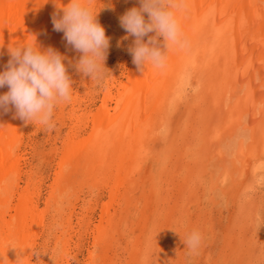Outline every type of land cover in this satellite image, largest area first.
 Returning a JSON list of instances; mask_svg holds the SVG:
<instances>
[{"label":"rangeland","instance_id":"1","mask_svg":"<svg viewBox=\"0 0 264 264\" xmlns=\"http://www.w3.org/2000/svg\"><path fill=\"white\" fill-rule=\"evenodd\" d=\"M139 6V0H96L97 19L110 40L105 75L99 80L84 76L75 67L82 53L74 48L66 52L64 56L69 54L65 57L68 61L64 63H67L73 82L70 101L55 109L53 127L34 124L33 130L30 127L19 141V154L14 160L22 167L21 173L18 172L19 191L23 193L25 205H36L35 215L40 225L34 237L31 262L264 264V149L259 148L263 152L259 153L260 150L246 148L238 163L229 160V157L236 159L235 151L233 155L223 148L218 152L219 148L208 139L210 134H218V113L211 105L203 79H196L197 84L193 81L187 94L177 96L167 105L168 121L155 128L156 136H150L141 169L132 163L127 168L128 175L125 168L124 173L135 183L124 184L131 188L127 189V198L124 201L121 198L117 208L110 210L113 216L107 218L110 221L108 233L98 238L89 234L99 223L102 209L109 206L111 185L110 189L109 186L105 189L106 182H102L109 172L112 176L113 172L107 170L108 164L105 169L94 167L92 174L103 178L99 184L89 175L83 185L76 184L74 190L62 196L68 201L62 202L66 207H60V211H74L70 226L62 225V216H53L55 201L50 199V193L57 172L61 171L59 160L64 158L63 141L72 131L71 114L81 105L95 112L111 94H116L115 85L119 84L121 73L127 78L133 64L128 49L135 38H124L127 33L120 26L119 17ZM76 95H79V102L74 101ZM110 103L115 106L114 102ZM260 121L263 125L264 117ZM91 123L92 120L87 122L81 132L84 135L78 137L76 144H85L93 127ZM233 125L231 121L223 123V132ZM261 141L264 142V137ZM45 210L47 215L43 219ZM193 229L199 230L203 237L195 252L189 251L184 242ZM95 231L96 235L102 232L101 229Z\"/></svg>","mask_w":264,"mask_h":264},{"label":"bare ground","instance_id":"2","mask_svg":"<svg viewBox=\"0 0 264 264\" xmlns=\"http://www.w3.org/2000/svg\"><path fill=\"white\" fill-rule=\"evenodd\" d=\"M67 3L68 0H0V71L10 59L8 47L35 37L42 49L51 46L62 55L72 49L63 32L54 31L52 24V15L62 14L61 5ZM176 14L187 43L183 48L173 47L169 51L166 67L157 69L149 64L142 72L132 64L127 78L121 73L120 82L115 85L116 94H111L95 112L81 105L70 115L72 131L63 141L61 171L57 172L50 193V199L55 201L53 216H62V225L70 226L74 215V211H60L68 201L62 196L74 190L76 184L83 185L89 175L99 184L103 178L92 174L94 167L104 168L108 164L107 170L113 172V179L109 172L102 182H106L105 189L111 185L109 206L102 209L99 223L89 234L98 238L109 230L107 218L113 216L110 210L117 208L121 198L123 201L127 198V189L131 186L124 184L135 181L128 178L127 168L132 163L136 168L142 167L144 152L155 128L168 121L167 105L177 96L187 94L193 81L204 80L205 90L209 92L205 94H210L211 105L218 113V134H210L208 138L219 148L218 152L223 148L233 155L235 151L236 159L229 157V160L237 162L248 147L264 149L261 141L264 124L260 123L264 117V0H183V7ZM7 91V86L0 88V95ZM74 101L79 102V95ZM15 111L12 106L7 112L0 111V264H32L34 237L40 225L36 220V205L23 203L18 181L22 167L14 160L19 154V141L30 127L33 130L34 123L26 124L16 117ZM89 120L93 121V127L85 144H76ZM227 121L234 125L223 132L222 124ZM255 152L259 154L262 150ZM13 201L17 202L13 204ZM46 215L45 210L43 219ZM97 229L102 232L96 235Z\"/></svg>","mask_w":264,"mask_h":264},{"label":"clouds","instance_id":"3","mask_svg":"<svg viewBox=\"0 0 264 264\" xmlns=\"http://www.w3.org/2000/svg\"><path fill=\"white\" fill-rule=\"evenodd\" d=\"M139 4L119 17L120 26L127 33L124 38H135L128 49L132 62L142 72L149 64L163 69L169 51L187 43L176 14L183 7V0H139ZM61 7L62 14L52 15L53 30L63 32L67 44L82 53L76 70L94 80L103 78L110 40L97 19L96 0H68ZM8 52L10 59L0 71V88H8L0 95V111L7 112L12 106L16 117L26 124L38 122L53 127L55 109L72 96L73 82L65 56L51 46L42 49L36 37L8 47ZM202 239L201 232L193 229L184 242L189 251L195 252Z\"/></svg>","mask_w":264,"mask_h":264}]
</instances>
